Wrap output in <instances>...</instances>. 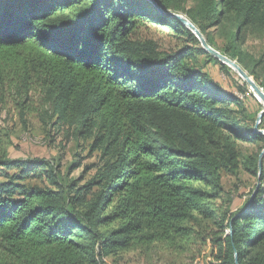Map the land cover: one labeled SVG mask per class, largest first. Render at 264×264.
Masks as SVG:
<instances>
[{"label":"trees","instance_id":"16d2710c","mask_svg":"<svg viewBox=\"0 0 264 264\" xmlns=\"http://www.w3.org/2000/svg\"><path fill=\"white\" fill-rule=\"evenodd\" d=\"M155 1L160 9L0 0V108L10 99L21 117L71 130L102 160L80 186L50 163L0 158V264H105L135 245H207V236L212 264H264V167L260 176V153L242 160L240 147L264 148V135L241 119L243 99L199 67L208 53L170 16H186L212 47L218 32L221 51L242 62L249 33H264V0ZM150 26L185 45L162 50L143 36ZM242 167L257 192L236 211L232 199L215 207L224 174ZM44 176L52 187L27 183Z\"/></svg>","mask_w":264,"mask_h":264},{"label":"rangeland","instance_id":"374dc122","mask_svg":"<svg viewBox=\"0 0 264 264\" xmlns=\"http://www.w3.org/2000/svg\"><path fill=\"white\" fill-rule=\"evenodd\" d=\"M142 30L143 36L156 42L162 50H177L185 45L168 28L150 26L148 30L147 28ZM211 38L216 43V47L210 45L211 48L228 57L220 49L225 43L220 34L214 32ZM200 47H202L201 42ZM243 50L245 55L242 62L238 59L228 58L236 62L264 93V89L256 82L253 75L255 73V75L264 79V33L250 32ZM208 55L198 57L199 67L212 78L218 80L224 88L233 91L243 99L242 103L246 108V113L241 119L255 127L259 115L264 112V103L232 67L225 65L210 53ZM37 102L38 99H35L34 104L36 106L39 105ZM259 130L264 135V117L260 122ZM90 146L91 142H86L82 138L78 139L69 129L55 126L46 127L39 116L35 114L21 117L16 104L10 99L0 108V158L8 157L24 163H39L40 161L50 163L59 170L60 173H58L61 174L60 177H62L61 180H64L63 183L76 179L78 184L83 186L95 177L97 170L102 165L101 153L93 151ZM240 147L242 160L245 157L259 153L261 155L264 151V148L251 144L241 143ZM262 163L264 167V161ZM10 173L14 174L16 170H12ZM4 180V178H0V181ZM27 183L52 187L45 176L41 180H30ZM260 183L257 177L251 176L243 167L239 172V176L224 174V191L219 200L215 202V207L222 206V209H224L229 206V200L232 199V209L236 211L243 207ZM207 224L208 222L204 223L206 226ZM208 227L206 236L209 235L210 230L215 229L211 223ZM195 229L198 233L203 232L198 227H195ZM207 239V245H204L200 239L182 247L181 245L168 246L165 244L135 245L116 256L104 259V261L105 264H212L215 261L211 255L213 249L209 244L208 236Z\"/></svg>","mask_w":264,"mask_h":264},{"label":"water","instance_id":"95a60500","mask_svg":"<svg viewBox=\"0 0 264 264\" xmlns=\"http://www.w3.org/2000/svg\"><path fill=\"white\" fill-rule=\"evenodd\" d=\"M147 1H149L155 7L160 9L158 3L155 0H147ZM170 16H172V17L178 19L179 21H181L190 31H192V33L201 42L202 47H203V49L205 51L210 53L213 57L217 58L218 60H220L225 65H228L229 67H232L246 81V83H248L250 85L252 90L256 93V95H258L260 97V99L264 103V93H263V91L254 83V81H252V79L248 76V74L245 71H243L236 64V62H234L230 58H228V57L220 54L219 52L215 51L214 49H212L211 46L208 44V41L205 38V36L201 33V31L189 19H187L186 17H184L182 15H177V14H170ZM263 117H264V112H262L259 115L257 123H256V126H255V132L258 133V134H261V135H263V132L259 130V125H260V122L263 119ZM263 158H264V151L262 152V154L260 155V158H259L260 176H261L262 170H263V163H262L263 162ZM257 190L258 189H256V192H257ZM256 192H255L254 196L256 195Z\"/></svg>","mask_w":264,"mask_h":264}]
</instances>
